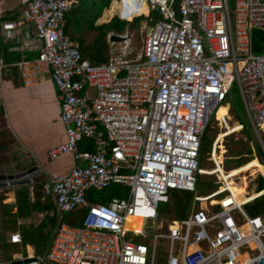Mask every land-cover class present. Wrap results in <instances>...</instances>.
<instances>
[{
  "label": "built area",
  "instance_id": "built-area-1",
  "mask_svg": "<svg viewBox=\"0 0 264 264\" xmlns=\"http://www.w3.org/2000/svg\"><path fill=\"white\" fill-rule=\"evenodd\" d=\"M75 1L21 0L40 46L37 57L15 66L25 86L49 74L57 90L65 141L48 155L70 154L74 165L41 190L60 218L82 210L81 224L59 219L45 254L25 246L0 264H156L158 244L167 247L166 264H264V218L244 209L264 191L239 202L219 173L216 191L196 195L201 137L235 83L264 152V50L252 53L253 31L264 32V0H178L177 7L175 0H116L113 17L131 22L154 11L157 20L138 54L132 30L109 32V60L99 65L82 59L64 33ZM22 24L2 30L10 35ZM83 139L93 141L92 152L78 151ZM113 185L126 188L124 196L99 202ZM172 192L192 195L189 211L177 219L171 210L164 233L144 232V221L163 227L159 204ZM128 219L141 221L138 232ZM8 242L22 246L16 232Z\"/></svg>",
  "mask_w": 264,
  "mask_h": 264
},
{
  "label": "crops",
  "instance_id": "crops-1",
  "mask_svg": "<svg viewBox=\"0 0 264 264\" xmlns=\"http://www.w3.org/2000/svg\"><path fill=\"white\" fill-rule=\"evenodd\" d=\"M114 1L116 2V0L112 2ZM23 9L24 5L21 0H0V43L8 47V52L18 54L20 56L18 61L37 57L40 46V43L34 38L33 25L31 23H25L22 19ZM106 12L107 9L103 11L99 18H102L101 22L97 24L108 23L111 20L113 17L112 12L109 15ZM7 22H22L23 24L9 35V33L2 30V24ZM15 64L16 62L12 64H5L3 62V67L0 68V143L5 145L4 148H0L3 151L1 155L5 156L4 165L0 162V172L18 173L31 167L36 168V174L32 178L31 183L29 185H21L29 187L30 200L33 201L34 195L36 194L34 189L36 184L38 187H41V184L50 175L66 173L74 165V162L70 154L62 155L55 159H51L48 155V151L51 148L65 141L64 126L60 120V105L57 98V90L49 74H45V79L42 82L32 86H25L21 73ZM13 66L15 68H12ZM217 185L218 189L221 185L220 183H217ZM18 187L20 186H10L0 190V205L12 206L13 212L16 210L14 206L16 200L15 190ZM196 195L198 194L196 193ZM42 199H50L54 203L51 197H46L44 194ZM56 213L59 215L57 210ZM43 219L44 212L34 211L27 218L17 219L14 225L15 230L12 232L6 231L0 222V233L3 234L5 241L9 243V234L16 232L20 235V227H35ZM14 245L17 250L10 254L8 260L11 259L13 254L20 252L21 248L23 249L25 246L29 247V251L35 253L32 245H23V243L22 246Z\"/></svg>",
  "mask_w": 264,
  "mask_h": 264
},
{
  "label": "trees",
  "instance_id": "trees-1",
  "mask_svg": "<svg viewBox=\"0 0 264 264\" xmlns=\"http://www.w3.org/2000/svg\"><path fill=\"white\" fill-rule=\"evenodd\" d=\"M113 0H76L69 10L64 15V33L77 45V50L82 59L88 60L92 65L107 63L109 60V44L107 34L114 32L117 34L125 32L127 29L138 32L140 26L136 27L134 23L120 20L114 16L108 23L97 24L103 11L109 7ZM178 6V0H175V7ZM146 24H151L157 20V15L154 11L147 16ZM134 42V41H133ZM133 44V43H132ZM264 50V32L262 30H254L252 34V53L260 54ZM0 58L5 64H12L20 59L16 53L8 52V47L0 43ZM12 68H15L14 66ZM230 93V91H229ZM229 93L223 102L228 103ZM241 98V97H240ZM240 112L247 120L246 112L243 103L240 99L237 100L235 108L232 111ZM215 115H213L214 117ZM212 117V118H213ZM235 117V116H234ZM211 118V120H212ZM210 120V121H211ZM205 127L203 136L199 145L198 167L203 170L209 158L214 136L210 134L212 131L211 123ZM242 124V122H239ZM94 149L93 143L89 139H83L78 144L79 151L92 152ZM246 153L248 158L240 155ZM256 157L264 159V152L259 144H256ZM231 154V152H230ZM237 158L235 153L229 155L226 159V164H234L233 169L243 167L247 162L256 160L252 151L249 148L238 149ZM260 162V161H259ZM261 164V162H260ZM262 165V164H261ZM226 170V169H225ZM207 175L197 174L196 192H203L205 196L215 191L218 187L213 180H206ZM36 194L33 201L30 200V190L28 186H20L15 190V212L13 207L9 205H0V222L6 231L12 232L15 230L14 225L19 218H27L34 211L44 212V219L37 226H22L20 227V236L23 245H32L35 254L43 255L51 242L55 232L56 223L60 219L71 225L79 226L81 224L83 211H76L62 215L56 213L54 203L50 199H42L43 194L41 187L37 184L34 186ZM252 194L255 195L264 191V174L260 171L252 183ZM126 188L120 185H113L102 192L99 202H107L111 197L124 196ZM249 195V196H251ZM172 200L171 210L175 218H182L190 209L192 195L185 192H172L169 197ZM10 201V200H9ZM244 209L249 216L261 215L264 218V193L254 198L251 202L244 205ZM17 250L16 246L7 243L2 233H0V252L4 256L2 261L8 260L10 254Z\"/></svg>",
  "mask_w": 264,
  "mask_h": 264
},
{
  "label": "rangeland",
  "instance_id": "rangeland-1",
  "mask_svg": "<svg viewBox=\"0 0 264 264\" xmlns=\"http://www.w3.org/2000/svg\"><path fill=\"white\" fill-rule=\"evenodd\" d=\"M230 1V6H232V0ZM112 3H110L109 7L106 8L107 11L111 9ZM114 11V10H113ZM111 14V13H110ZM102 20L98 19L97 23H100ZM148 21L147 16L142 15L141 17H134L131 21L133 22L136 27L140 26L138 29V32L134 33V42L132 44V55L138 54L141 50L144 38L146 35L150 34L152 31L153 23L146 24ZM90 93L94 94V90L90 89ZM240 99V93L238 90L237 84H233L230 93H229V99L228 103L223 102L220 105H218L215 116L210 121L212 126V131L210 134L214 136L213 144L211 147V152L209 155V158L207 160L206 166L203 170H201L200 174L207 175L206 180H213L214 184L220 183L221 177L220 174L223 175L224 179L227 180L229 176H225L224 172H231V171H238L237 175L235 177H232L230 181L235 186L245 185L243 188V193L236 195V197L243 201L246 197L252 194V183L255 180L257 174L259 171L264 174V159L261 157H256V144L260 145V142L256 136V134L252 131L249 120L244 118V116L235 110V113L232 111V108H235L237 100ZM235 116V117H234ZM225 117L226 125L223 123L222 118ZM239 122H242L243 125V131H241V128L236 126ZM237 129H236V127ZM228 127V128H227ZM261 137L264 141V133L260 132ZM5 145H2L0 143V148H4ZM249 148V150L252 151V154L254 157H256V160H252L250 162H247L243 167L239 169H233L234 164H226V159H228L232 155V153H235L238 159L240 157L237 154L238 149H245ZM2 150H0V162L5 163V156H2ZM231 152V154H230ZM240 155H244V157L247 159L249 155L242 152ZM263 167H261V164ZM218 164V166H217ZM258 166V167H257ZM226 169V170H225ZM242 169V170H241ZM224 171V172H223ZM220 173V174H219ZM237 188V187H236ZM198 195H203L205 193L203 192H196ZM171 205L172 200L168 198L166 202H162L159 204V217L164 218L163 227H158L157 221H144L142 223V230L144 232H154L157 231L158 233H164L166 224V220H169L171 215ZM140 229V227H139ZM138 229V230H139ZM167 247L164 244H158L157 247V255L160 257V261H158L156 264H166V255H167ZM4 259V256L0 252V261Z\"/></svg>",
  "mask_w": 264,
  "mask_h": 264
},
{
  "label": "water",
  "instance_id": "water-1",
  "mask_svg": "<svg viewBox=\"0 0 264 264\" xmlns=\"http://www.w3.org/2000/svg\"><path fill=\"white\" fill-rule=\"evenodd\" d=\"M114 40H119L114 38ZM36 174V168L31 167L18 173L0 172V190L10 186L29 185Z\"/></svg>",
  "mask_w": 264,
  "mask_h": 264
},
{
  "label": "bare ground",
  "instance_id": "bare-ground-1",
  "mask_svg": "<svg viewBox=\"0 0 264 264\" xmlns=\"http://www.w3.org/2000/svg\"><path fill=\"white\" fill-rule=\"evenodd\" d=\"M118 7H119V3L114 1V2H112L111 9L109 11H107L106 13L109 15L111 12H113V10L117 9ZM139 11L142 12V13H146L147 12L146 6L144 4H142L141 7L139 8ZM236 129H237V127H236ZM238 171H236V170L235 171H231L230 174H229V178L227 180H225L228 183L229 189L232 190V192L235 195V197H236V195H239V194L243 193V191H244L243 188L245 186V185H241V187L240 186H235L230 181V178L231 177H235L237 175ZM236 199H237V201L241 202L237 197H236ZM127 225L130 226L133 230L138 232L139 231L138 230L139 227H141V221L139 219H136V220L128 219Z\"/></svg>",
  "mask_w": 264,
  "mask_h": 264
}]
</instances>
